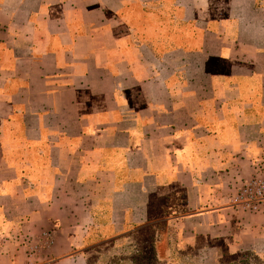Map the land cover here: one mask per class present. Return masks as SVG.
I'll list each match as a JSON object with an SVG mask.
<instances>
[{
  "label": "crops",
  "instance_id": "0c3cea01",
  "mask_svg": "<svg viewBox=\"0 0 264 264\" xmlns=\"http://www.w3.org/2000/svg\"><path fill=\"white\" fill-rule=\"evenodd\" d=\"M255 177L263 0H0V264L141 230L237 263L264 241V202H230Z\"/></svg>",
  "mask_w": 264,
  "mask_h": 264
},
{
  "label": "rangeland",
  "instance_id": "374dc122",
  "mask_svg": "<svg viewBox=\"0 0 264 264\" xmlns=\"http://www.w3.org/2000/svg\"><path fill=\"white\" fill-rule=\"evenodd\" d=\"M261 243V248L253 249L233 264H264V241ZM173 244L172 239H167L163 231H159L151 233V237L111 243L92 253L87 264H221L210 252L179 250Z\"/></svg>",
  "mask_w": 264,
  "mask_h": 264
},
{
  "label": "built area",
  "instance_id": "2783aa9c",
  "mask_svg": "<svg viewBox=\"0 0 264 264\" xmlns=\"http://www.w3.org/2000/svg\"><path fill=\"white\" fill-rule=\"evenodd\" d=\"M230 202L243 211L260 212L264 202V178L255 177L243 183L230 198ZM46 238H49V235L46 234Z\"/></svg>",
  "mask_w": 264,
  "mask_h": 264
},
{
  "label": "trees",
  "instance_id": "16d2710c",
  "mask_svg": "<svg viewBox=\"0 0 264 264\" xmlns=\"http://www.w3.org/2000/svg\"><path fill=\"white\" fill-rule=\"evenodd\" d=\"M258 1H259V0H258ZM143 236H146V237L150 236V237H151V232L141 230L139 233H137V234L135 235L134 239H135V238L139 239V238H142ZM134 239H133V240H134Z\"/></svg>",
  "mask_w": 264,
  "mask_h": 264
}]
</instances>
